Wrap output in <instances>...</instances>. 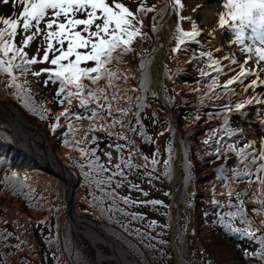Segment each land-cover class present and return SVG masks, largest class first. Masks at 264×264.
<instances>
[{
    "label": "rangeland",
    "instance_id": "1",
    "mask_svg": "<svg viewBox=\"0 0 264 264\" xmlns=\"http://www.w3.org/2000/svg\"><path fill=\"white\" fill-rule=\"evenodd\" d=\"M163 1L166 0H118V2L125 4V6L135 14V25L136 27H141L142 36L144 38L138 37L136 39V45L133 48L132 53H129L124 57L106 65L109 71L115 72L117 74L116 78L112 80L111 85H109L107 79H101L96 84H91L89 81H85V83L88 84V87L93 90L99 88L105 89L108 97V102L111 103V114H109L105 110L100 112V116H102L103 119L97 117L92 122L85 120V122H87L86 124L77 125L78 121L75 118L77 112L75 109H73L71 110L73 117L70 120H66V123L64 122V124L72 123L73 125V131L71 133L69 132V135H66L65 133L64 137L66 139H64V137L60 135L55 136V138H49L46 134V137L51 147L50 151L55 155V158L51 157V162L52 160L58 161L60 157L63 161H65L67 165L70 166L73 165L70 162L71 160L69 159V156L72 160L76 161L77 159H75V155H79V153H81L80 148H86L87 146L77 143H83L84 141H87L90 145L92 136L100 140L104 139L103 135L109 138V141L102 142L101 156L107 164L109 162L107 160V157L105 156V151L112 152V163H118L120 156H123V154L128 151H131V154H135L137 152L138 158L141 160L139 161V165L143 166L145 172L147 173V176H149L150 179L151 177L155 179V181L152 183L151 188L149 186V183L147 182L146 174H144L145 176L137 174L134 177L137 186H139V190H137V192L140 196H144L142 192H147L148 195L150 194V197H152L153 195H155V191L161 192L165 190L166 186L169 187V194L168 191L165 190L169 196L168 209L171 210L172 215L170 222L168 223V229L170 228L169 235L171 234V230H175V236L177 227L173 213L175 215L176 211L174 212L173 208H175V206L173 205L172 201L180 191V185L183 179L179 175V172L177 171V173L175 174L174 170L172 171V176L169 179V182L167 180L161 183V181H159L158 175H161V173L165 172L166 170V164L164 161L165 156H163L162 150L164 149L165 151V146L168 142L170 133H173L175 146L176 143L178 144L177 140L179 137L176 136L180 135V131L178 129L177 115L171 107L169 108L172 111L163 106L160 101L158 102L163 109H160V107L153 100L150 101V98L147 96L149 93L148 89H145L146 92L144 98L146 101L143 103V105H140V100H142V98L140 96V89L137 84L138 78H140L141 76L140 70L142 66L140 65V63H146L148 61L146 56L148 50H155V56L150 62L152 78L151 81H153L155 63L159 58L157 52L159 53L162 48V69L158 68V70L160 71L159 85L162 75V78L165 82V89L169 92L170 95L171 93H173V95L176 94L186 96L192 94L193 90L197 91V93L204 94L205 90L209 88L208 85L211 83L210 77L201 75L202 72L212 74L211 78L216 77L217 84H222V82L226 83L227 80L238 74L239 64L243 63V59L246 57L240 54L238 45H233L231 43V41L235 39L232 30L228 26H225V28L223 29L219 27L218 21L220 16L224 15L225 18H227L228 10L224 7V4L227 2V0H181L183 8L179 10H174L172 8V14L171 16H169L168 23H170L171 25L170 31L172 30V27L175 23L174 12L176 11L178 22L182 30L186 32L192 31L193 24H195L196 29L201 33V35L196 39L197 41L202 40V42H187L185 45L180 46V49L177 51L175 50L177 49L176 38L172 41L170 46L169 40H166L164 47V39L161 33L166 24V22L164 21L165 15L162 18L164 22L160 26L159 31L154 32L151 27V12L144 14L143 24L140 23V13L137 12L138 7L142 5L145 8H154V10H156L158 13L159 7L161 6ZM0 7V17L5 18H18V14L22 10L21 6L15 3V0H8L7 3H4V0H0ZM169 7L170 4L168 5V10ZM179 17H182L183 19H179ZM229 23H231V21H229ZM0 27H3V25H0ZM41 28H43V24L41 25ZM248 34H250V30H248ZM24 35L25 34L22 31L21 23L16 37V43L18 47L22 46ZM42 43L43 38L42 36H39L36 41L30 45V47L25 49L30 57L36 54L37 48L41 47ZM201 51H204L205 53H212V58L221 62V67L224 69L222 74H219L217 77L216 71L208 66L209 58L205 56L203 57V59H201ZM39 55L41 57L43 55L42 48ZM228 55H235L238 61L236 65L232 66L231 70H229L230 61L225 59V57ZM190 62H196V65H190ZM164 64L166 66V69H168V71L170 72V77L162 73ZM88 65L94 66L92 62H87V65L84 66ZM49 66V64H37L35 66V70L38 71L41 68ZM250 66L255 69V65L252 64V62H250ZM192 67H195V70L197 72V77L195 78L188 71H191ZM46 78V74L40 78L34 77L32 75L22 76V79L26 82H22V84H24V87L26 89L32 91L35 97V100L33 101H26L29 104V107H25V105H23L15 96V89L9 87L5 83L6 77L0 76V100L9 104L10 106H12V108H15L19 112L18 116H20L23 120H27L30 125H32L31 122L37 124L45 133V127L38 124L34 120L35 117L33 115L37 116L40 114L42 119H44L47 124L50 123V128H52L51 126L54 123H57L61 120V118H63L61 117L59 120L56 119L59 113L64 112L66 109L68 110L69 107L72 108L77 106V108H81L79 106V101L76 98H72L70 105L67 103V101H65L64 103L67 104V106L64 104H60L59 100L63 99V96L60 98L56 96V92L58 91V83L56 85H53L51 83L45 85L43 83V80ZM181 78L185 79L182 80ZM254 78L255 77H249L247 80H245L244 85L237 84L231 86L235 92V94H233V96L236 97L235 102H239L241 99L247 100L251 98L253 90L249 89V92L245 93L243 91V88L251 82V79ZM262 78H264V74H262ZM150 86L153 93L152 82H150ZM5 89L10 91L13 96L18 99L21 105L14 102L12 96ZM255 91L261 92L264 91V89L257 88ZM142 93L144 94V92ZM114 95L117 97V99H113ZM36 98L39 100V102ZM261 98L264 99V96H262ZM100 103L104 104L105 109H107V102L102 99ZM32 104H34L36 111L29 110ZM94 107L95 106L88 105V110L84 108L86 110V113L83 115V117H88L90 114V109ZM139 108H142V110L140 111V117L143 125L142 123L139 125V121L135 115L137 109ZM117 109H126L127 112L125 117L119 118L121 115V111L118 110V115L115 112V110ZM173 116L176 118L177 124L173 123V121L171 120V117ZM236 116L237 118L235 117L231 121L230 125L244 129L243 135H246L249 138L246 141L248 143L252 141L255 142L252 148L255 149V153L257 154L258 150H260L261 142L264 141V105L256 103H253L251 105L246 104L245 108L242 109ZM9 117L14 118L6 111V109H4L2 104H0V126L3 125V121L6 122L10 128V134L13 137V141L15 140L17 144L22 146L20 143V141L22 140L14 135V126L12 125L10 119H8ZM113 120L123 121L127 130H129V128H132L135 131H127L124 128L119 127L105 128V125L112 122ZM135 122L136 124L132 125ZM47 124L46 126H48ZM90 125H95V131L93 133L87 134L89 132ZM172 126L173 129L171 128ZM26 129L29 130L27 127ZM143 129L146 132V135L144 134V136L141 135ZM30 132L33 133L34 131L30 130ZM109 133H111V135H109ZM118 133H123V135L128 139H118ZM33 134L37 133L34 132ZM148 136L151 138V142L148 141ZM39 138L40 137H36V139L31 138L32 140L29 145L31 147L35 143L42 145ZM65 140H67V143H65ZM128 140H131L134 143L129 145ZM75 143L76 146L74 147ZM117 144L126 145V147H124L123 149V154L115 150L114 146ZM109 145H112L113 147L109 148ZM40 147H42L43 149V145ZM177 151L178 150L176 146V157L174 158L175 161L178 157ZM36 155L42 158L43 151ZM145 157H147L148 159L145 160ZM29 158L30 157L28 156L24 159L22 156L20 160H18L17 163L14 164V169L19 170L21 175L27 178L25 185L26 188L35 193V195L33 194V203L26 204V202L18 195H10L5 189L0 188V264H55L51 252L45 246L47 236L41 230H39L38 225H42L44 228H48L51 230L54 227L53 219L59 220L60 218H64V216L67 215V197L69 195V186L65 179L60 180V178L56 177L50 172H42L43 174L41 175L37 172H32L28 175H25L26 171H28V167H32L30 166ZM153 158L158 161L155 166H153L151 163ZM51 166L53 168L56 167L53 163L51 164ZM203 171L204 170H201L200 172ZM253 177H251V180ZM70 178L71 181L75 180L71 172ZM173 179L174 182L172 183ZM237 182L239 185H241V194H248L249 196H245L243 198V201H241L242 204H244L245 208L250 212L251 216L254 217L261 226H263L264 205L260 204L258 201L264 199V186L256 183V186L251 189L252 182H249V178H244L243 180H239ZM208 183V180H201L199 182V187L201 189H204L209 186ZM145 188H147L146 191L144 190ZM173 190L175 191L174 196H172ZM165 191H163L162 193L166 196V194L164 193ZM73 192H75V197L81 196V194L83 193V191H81L80 185H77L76 183L70 196V206L71 202L78 203V201L75 199L71 201L72 196L74 195ZM123 192H126V189H123ZM236 192L239 191L236 190ZM224 201L227 202V199H224ZM248 202H251L252 205L246 207V204ZM76 215L81 216L79 214ZM179 221L182 223V227H188V248L190 254L195 257L196 261H198V264H264L258 263L253 259L256 257L255 253L260 249V245L258 243L259 241L257 239H249L247 236L242 235L239 238V242H241V244L236 245V243L233 241L225 242L223 239H220V236L215 235L204 226L199 227L198 224H196L195 226L196 233L193 234V232L191 231L192 221L190 219V214L186 210L181 212V218ZM69 222L70 224H72L71 220ZM71 227L75 231V233L79 232L83 234L81 232V228L76 227L75 224H72ZM253 228L258 229V225H253ZM259 232L262 233L264 232V230L258 231V233ZM10 233H13V235H10ZM17 236H20L19 239L22 238L21 242L18 240ZM85 237L94 249V264H98L97 250L90 239L87 236ZM6 238H8L7 243L5 242ZM200 242L206 243V248H203ZM170 243L173 252V247L176 250V246L173 243V240L172 242L170 240ZM11 250H14V252H11ZM102 251L106 254L101 258L103 264H120V262L118 263L111 257H108L111 252L108 247L104 246ZM246 252L247 255H245ZM173 257L176 258L177 256H174L173 253ZM62 259L64 262H59V264H66V259L64 257H62ZM260 261L264 262V259L260 257ZM67 264H70V262H67ZM175 264H177L176 260Z\"/></svg>",
    "mask_w": 264,
    "mask_h": 264
},
{
    "label": "trees",
    "instance_id": "2",
    "mask_svg": "<svg viewBox=\"0 0 264 264\" xmlns=\"http://www.w3.org/2000/svg\"><path fill=\"white\" fill-rule=\"evenodd\" d=\"M165 6L166 1H163L159 7L158 13L156 10L151 12L152 30L154 18L156 23L159 25L162 18L164 17H161L160 12L165 8ZM174 19V26L172 27L167 39V41L169 40V46L172 41L176 39L175 30L178 23L176 11L174 12ZM200 42H202V40L198 41V43ZM135 45L136 40L133 41L132 48H134ZM146 56L148 61L146 63H140L142 66L140 70L141 76L137 81L138 87L140 89V96L142 98V100H140V105H143V103L146 101L144 95L146 92L145 89H148L149 93L147 96L150 98V101L153 100L160 107V109L163 108L158 101H160L166 108L171 107L175 111L178 120V129L180 131V135L177 140L181 149V158L178 163V172L183 181L180 185V191L172 201L173 205L175 206V208H173L174 212L176 211L175 215L173 213L177 227L173 243L176 246L177 257H173L169 235L170 228L168 229V223L170 222L172 216L171 210L168 209V194L170 191L169 187L166 186L165 188V190L168 191V194L165 190H163L165 191L164 193L166 196L162 193L163 191H155V195L152 197H150V194L148 196H140L137 192V189L130 187V185H137L134 180V177L137 174H140L141 176H145L144 174H146L147 182L151 188L152 183L155 181L153 177L150 179V177L147 176L143 166L139 165V161L141 160L138 158L137 152L135 154H131V156L129 155L131 151L122 154L124 159L130 158L133 165H137L138 167L129 169L124 165H121V170L125 174L123 178L120 176H113L112 183L110 185L105 184L99 187L95 183V180L99 179L100 177H98L96 172L89 167V161L95 158L91 154L93 149H97L95 156L100 158V163L105 164V166L110 169L103 174V178L112 176L114 165L116 164L112 163V161L111 163L107 164L101 156L102 142L109 141V138L105 135H103V140L92 136L90 145L87 141H84L83 143H77L87 146L86 148L79 147L80 149H83V154L81 152L79 155H75V159H77L76 161L72 160L69 156V159L71 160L70 162L73 166L67 165L65 161L59 157V160L63 163V165L75 177L74 186L76 183L77 185L79 184L81 191H83L81 196L77 197H75V192H73L74 195L72 196L71 201L75 199L78 201V203L71 202L72 211L75 214L85 216L95 221L96 225L100 229L119 240L140 264H175V260L177 261V264H198V261H196L195 257L190 254L188 248V227H182V223L179 221L181 218V212L184 210L188 211L190 214V219L192 221L191 231L193 234L196 233L195 226L198 224L199 227L204 226L215 235L220 236V239H223L225 242L233 241L236 243V245L241 244V242H239V238L242 236L241 233L245 231L254 232L257 238L264 236V232L258 233V231L264 230V225L261 226L260 223L251 216L250 212L241 202L245 196L249 197L248 194H241V185L238 184V180L232 178V174L229 171L230 169L234 168L237 164V161L240 160V157L236 155V152H238L245 145L249 144L246 141L249 138L246 135H243L244 129L230 125L231 121L235 117L237 118L236 115L239 114V112H237L234 107L236 103V97H234L233 94H230L229 92L223 91L222 86L225 84L223 82L222 84L218 83L216 88H208L205 90L204 94L197 93V91L193 90L192 94L186 96L176 94L173 95V93L170 95L165 89V82L161 75L158 90L164 102L163 103L152 93L150 86V82H152L150 62L155 56V50H148ZM191 64L196 65V62H190V65ZM188 71L194 78L197 77L195 67H192V70ZM162 73L170 77V72L168 69H166L165 64ZM16 74L19 76V82L24 83L25 81L22 79V76L19 75V73ZM211 76H209L210 80ZM181 79L183 80L185 78ZM7 92L12 96L13 101L17 104H20L19 101L23 105L27 103L23 99H19L18 101V99L15 98L10 91L7 90ZM29 92L31 94V100H35L32 91L29 90ZM142 92H144V94ZM37 101L39 102L38 99ZM225 104L232 105V110L230 112L224 108ZM64 105L67 106V104ZM92 106H95V104H92ZM73 109L76 110L77 114L84 115L86 113L84 108H77V106L72 108L69 107L68 111L71 112ZM118 110L121 111L119 118L125 117L127 110H115L116 114L118 115ZM141 110L142 108L137 109L135 114L139 121V125L142 123L140 117ZM33 116L35 117L34 120L38 124L45 127L46 134L49 138H55L57 135L64 137L65 133L66 135H69V132L71 133L73 131L72 123L64 124V122L66 123L65 118H61V120L57 122L59 127L53 131L52 128H50V123L47 124V122L42 119L40 114ZM226 118L228 120L227 127L235 130L234 135H226L225 133V125L223 122ZM85 120L92 122L94 119L90 118V114L86 118L82 116L81 119H77V125L86 124L87 122H85ZM113 121L105 125V128L119 127L127 130L125 125L124 127H121L120 123L113 124ZM2 123L3 125L0 126V188L5 189L10 195H18L26 202V204L33 203L35 193L26 188L25 185L27 178L22 176L19 170L14 169V164H16L22 156L28 157L29 155L17 145L15 140L13 141V137L10 134V128L7 123L4 121ZM46 124L49 127L46 126ZM134 124H136V122L132 125ZM69 125H71V128ZM109 125H111V127H107ZM171 128L173 129V126ZM94 131L95 125H90L89 132L87 134L93 133ZM142 131L146 135L145 130L143 129ZM169 135L170 136L165 146V151L163 149L162 154L165 156L164 161L169 160L171 155L172 162L170 165L166 166L165 172L161 173V175H158L159 181H161V183L167 180L169 182V179L172 176L175 161L174 158L176 157V146L173 133H170ZM64 139L66 138L64 137ZM205 141H208V143H205ZM262 143H264V141H262L261 144ZM228 145H234L235 151H228ZM40 146L42 145L37 143L32 145L35 153L38 154L43 151L42 147ZM75 146L76 143L74 144V147ZM170 147L172 149L171 154L169 153ZM217 148L222 149L223 154L218 155L216 151ZM259 151L260 150H258L257 155ZM246 152L249 154L255 153V149L249 148L246 150ZM29 160L30 166L32 167H28V171H26L25 175H28L32 172H37L40 175L43 174L42 172H50L56 177L60 178V180H63L62 177L58 176L54 171L48 169L46 166L40 164L36 159L30 157ZM260 162L261 161L257 160V163ZM219 168L225 169V173H227V179L219 178L220 174L216 171ZM169 170L171 171L170 177L166 175V172ZM201 170L204 171L200 172ZM85 172L90 173V175L85 177ZM13 173L16 174L15 178L12 176ZM201 180H208L209 186L201 189L199 187V182ZM117 182L120 183V187H117ZM255 186L256 182L254 176L252 178L251 189H253ZM123 189H126V192H123ZM144 190L146 191L147 188ZM230 190L232 193L231 196H229ZM236 190H238L240 193L236 192ZM107 193H113L115 199L109 197ZM123 197H128L132 201L142 202L158 200L161 201V203L156 206L137 203L125 204L121 199ZM224 199H227V202H225ZM213 201L216 203H213ZM250 205H252V203L248 202L246 207ZM241 207L243 209V218H241V215L238 212V208ZM109 209L113 210L109 211ZM117 209L122 211H118ZM230 211L235 214L231 218L225 215ZM133 214L142 217V219H133ZM221 215H224L226 221H230L232 228L240 229L241 233L233 234L223 225H221L219 223V218ZM68 219L69 216L67 208V215H65L64 218H60L59 220L53 219L54 227L51 230L44 228L42 225H38L39 230H41L47 236L45 246L51 252L55 264H59V262L63 263L64 261L62 257H64L67 262H70V264H94L93 247L83 234L79 232L75 233L71 227L72 224H70V220ZM245 220H248L251 223H245ZM153 221H155V224H152ZM150 224L152 225L151 227L149 226ZM253 225H258V229L253 228ZM137 230H139L138 233ZM10 235H13V233H10ZM17 237L21 242L22 238L19 239L20 236ZM5 242H8V238L5 239ZM200 244H202L203 248H206L207 246V244L203 242H200ZM11 252H14V250H11ZM255 256L256 257L253 258L254 260H256L258 263H264L260 261V256Z\"/></svg>",
    "mask_w": 264,
    "mask_h": 264
},
{
    "label": "snow or ice",
    "instance_id": "3",
    "mask_svg": "<svg viewBox=\"0 0 264 264\" xmlns=\"http://www.w3.org/2000/svg\"><path fill=\"white\" fill-rule=\"evenodd\" d=\"M5 3L8 0H4ZM15 3L20 5L22 10L18 14V18H5L0 17V76L6 77L5 83L15 89V96L18 99L25 101H31V94L28 89L24 87V84L19 82V73L21 76L32 75L40 78L46 74V79L43 80L45 85L49 83L56 85L58 83V91L56 96L60 99V104H64L65 101L70 105L72 98H76L79 101L81 108L87 109L88 105L95 104V107L90 109V118L96 119L97 117L103 119L100 116V112L107 111L109 114L112 112L111 103L108 102V97L104 88L93 90L88 87L85 81H89L91 84L98 83L101 79H107L109 85L112 80L116 78V73L109 71L106 65L112 63L125 55L132 53L133 41L142 36L141 27H136L135 14L130 11L125 4L118 2V0H15ZM171 4L174 10L183 8L181 0H166V6L161 10L160 15L163 17L168 12V5ZM227 11V18L221 15L219 18V27L221 29L228 26L234 33L235 39L231 41L233 45L239 46V52L246 58L243 59V63L239 64V72L222 86L223 91L235 94L231 86L244 85L245 80L249 77H255L251 79L243 91L245 93L252 89V95L250 99H241L236 102L234 107L237 112H240L245 108V105H251L253 103L264 105V91L256 92L257 88L264 89V0H227L224 4ZM154 8H145L140 6L137 12L140 13V23L143 24L144 14L153 12ZM82 17V18H80ZM179 19H183L179 17ZM231 21V23H229ZM22 23V31L25 34L22 40V46L18 47L16 43V37L18 29H20ZM43 24V28L41 25ZM163 24V19L158 25L153 21V31H159L160 26ZM34 29V30H33ZM250 30V34H248ZM201 33L196 29V25L193 24L192 31H183L177 23L175 36L177 38V49L180 46L185 45L187 42H196L197 37ZM42 36L43 43L41 47L37 48L36 54L29 56L25 50L36 41V39ZM247 41V42H246ZM66 45V47H65ZM43 51L42 57L39 55L40 51ZM219 50V49H218ZM207 56L209 58V67L213 68L217 77L222 74L224 69L221 67L219 60L212 58V53L200 52V57ZM225 59L229 60V70L232 66L238 63L235 55H228ZM87 62H92L94 66H82L87 65ZM250 62L255 65V69L250 66ZM37 64H49V67L35 70ZM201 75L211 76L210 73H201ZM26 83V82H25ZM210 89L217 87V78L212 77L211 83L208 85ZM108 103L107 109L105 105L100 103L101 100ZM113 99H117L114 95ZM25 107H29L28 103H25ZM224 108L227 111L232 110L231 104H225ZM31 111H36L34 104L29 108ZM99 110V111H98ZM83 114H76V119H81ZM61 117L66 120H70L73 114L67 109L64 112L59 113L56 117L59 120ZM120 123L121 127H124L123 121H113V124ZM226 135H234L235 130L227 127L228 120H224ZM52 130L55 131L58 127V123H54ZM71 128V125H69ZM111 127V125L107 126ZM142 127V125H141ZM130 131H135L129 128ZM111 135V133H109ZM144 136V133L141 132ZM242 135V133H241ZM118 139H128L123 133L117 134ZM151 142V138H147ZM67 143V140H65ZM134 143L128 140V144ZM208 143V141H205ZM255 142L252 141L249 144L241 148L236 155L240 157L234 168L229 171L232 174V178L236 180H243L249 178L251 183V177L255 176V182L264 186V143L260 145V151L258 155L256 153H247L246 150L252 148ZM112 148V145L108 146ZM115 150L122 153L126 145H115ZM227 150L230 152L235 151L234 145H228ZM83 154V149H80ZM97 149L92 150L94 159L89 161V167L96 172L99 179L95 180L97 186L112 183L113 176L124 177L125 174L121 170V165L132 169L138 167L133 165L131 159H124L121 155L119 162L114 165V171L112 176L103 178V174L110 169L105 164L100 163V158L95 156ZM217 154H223V150L217 148ZM172 149L169 148L171 154ZM131 156V153L129 154ZM105 156L109 163H111L113 156L111 151H105ZM148 158L145 157V160ZM257 160L261 161L257 163ZM172 157L170 155L169 160L165 161L166 166L170 165ZM155 166L158 161L153 158L151 161ZM83 167V166H81ZM220 175V179H227V173L224 168L216 170ZM85 177H88L90 173L85 172ZM150 175V174H149ZM167 176H171V171L166 172ZM13 178L16 174H12ZM7 179V177H6ZM117 187H120V183L117 182ZM131 188L137 190V185H130ZM144 196H147V192H142ZM231 190L229 196H231ZM107 195L115 199L113 193H107ZM125 204H144L156 206L161 203L158 200L151 201H132L128 197L121 198ZM264 205V199L258 201ZM213 203H216L213 201ZM113 209H109L112 211ZM118 211H122L117 209ZM238 212L243 218V209L238 208ZM225 215L233 217V212H228ZM133 219H142V217L133 214ZM219 223L223 225L228 231L235 233H241L238 228H232L230 221H226L224 215L219 218ZM245 223H251L245 220ZM155 224V221L152 222ZM152 226L151 224L149 225ZM139 230H137V233ZM241 235L247 236L249 239H258L260 243V250L255 255L264 259V236L256 237L254 232L245 231ZM247 255V252L245 253Z\"/></svg>",
    "mask_w": 264,
    "mask_h": 264
},
{
    "label": "water",
    "instance_id": "4",
    "mask_svg": "<svg viewBox=\"0 0 264 264\" xmlns=\"http://www.w3.org/2000/svg\"><path fill=\"white\" fill-rule=\"evenodd\" d=\"M172 14V6L170 4V7H169V10L167 12V14L165 15L164 17V21L167 22L169 28H170V23H168V19H169V16H171ZM169 28H168V31H169ZM168 31L165 33V34H162L163 35V46L165 47V41L167 39V36H168ZM162 48L161 50L159 51L158 55L159 56V59H161L162 57ZM159 76H160V71L158 72L157 74V78L156 80H154V82L152 81V88H153V93L154 95L159 98L161 101H162V98H161V95L158 91V85H159ZM163 102V101H162ZM0 104H2V106L4 107V109L7 110V112L9 114H11L13 117H16V114L14 113V111L12 110V106H10L9 104L3 102L0 100ZM169 110H171L169 107H168ZM172 111V110H171ZM171 120L173 121V123L177 124L176 122V118L173 116L171 117ZM33 128H34V131L39 135V140L40 142L42 143L43 145V155H42V158L38 155H36L32 149H26L24 148V150L30 154L31 157L37 159L41 164H43L44 166H46L48 169H51L52 171H54L56 174H58L60 177H62L63 179H65L68 183V186H69V195H68V215H69V219L71 220L72 224H80V225H87L89 227H91L95 232H97L100 236H102L103 238L105 239H111L113 241H115L116 243H118L119 245H121L123 247V249L127 252V257L132 260L135 264H139V262L135 259V257L131 254V252L119 241L117 240L116 238H114L112 235L106 233L104 230L100 229L96 223L92 220V219H89V218H85V217H81V216H78L76 215L75 213H73L72 209H71V206H70V196L72 194V190H73V187H74V181L72 180L71 181V178H70V173L69 171L63 166V164L58 160L57 163H58V168L55 169L51 166L52 162H51V159L48 158L47 156V153H49V155L53 158H55V155L53 152L50 151V145L48 143V140H47V137H46V133L35 123L31 122ZM176 137H179L178 135ZM176 146H177V154H178V157L175 161V165H174V173L176 174L177 171H178V161L180 160L181 158V149L179 147V145L176 143ZM30 147V145H29ZM176 178V177H175ZM174 182V179L172 180V183ZM175 195V191L173 190V193H172V196ZM171 204V202H170ZM171 206V205H170ZM174 232L175 230H171V234H170V240L172 242L173 238H174ZM173 253H174V256H177V253H176V250L175 248L173 247ZM121 264H125V263H122L120 262Z\"/></svg>",
    "mask_w": 264,
    "mask_h": 264
},
{
    "label": "bare ground",
    "instance_id": "5",
    "mask_svg": "<svg viewBox=\"0 0 264 264\" xmlns=\"http://www.w3.org/2000/svg\"><path fill=\"white\" fill-rule=\"evenodd\" d=\"M168 28H169V26H168V24L166 22V24L164 26V29H163L161 34H165L167 32ZM158 68H159V58H158V60L155 63V68H154V73H153V82L157 78ZM14 109L15 108H12V110L16 114V117H14L15 119L12 118V117L8 118V119H10L12 125L14 126V135L22 140V141H20L22 146L26 147L27 149H30L29 144H30V142L32 140L31 138L36 139V137H39V135L38 134H33L35 131H34V128L32 127V125H30V123L27 120H23L20 116H18L19 112L16 109L15 110ZM25 126L29 130H27ZM30 130L31 131L33 130L34 132L33 133L30 132ZM28 132H29V134H28ZM47 156H48L49 159H52L51 156L49 155V153H47ZM52 163L56 166L54 168H58L57 161H53L52 160ZM75 226L81 228V232L85 236H87L90 239V241L93 243V245L95 246V248L97 250V255H98V264H103L101 258L106 255L102 251L104 246L108 247L109 250L111 251L110 255H108V257H111L116 262H118V263L122 262V263H125V264H135L132 260H130L127 257V252L123 249V247L121 245H119L118 243H116L115 241H113L111 239L103 238L97 232H95L91 227H89L87 225L83 226V225L75 223Z\"/></svg>",
    "mask_w": 264,
    "mask_h": 264
}]
</instances>
